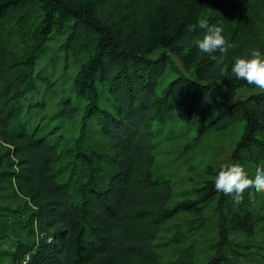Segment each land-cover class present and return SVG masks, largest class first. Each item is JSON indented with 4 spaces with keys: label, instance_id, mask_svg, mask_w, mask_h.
Wrapping results in <instances>:
<instances>
[{
    "label": "trees",
    "instance_id": "16d2710c",
    "mask_svg": "<svg viewBox=\"0 0 264 264\" xmlns=\"http://www.w3.org/2000/svg\"><path fill=\"white\" fill-rule=\"evenodd\" d=\"M178 2L0 0V264H199L193 228L202 220L175 224L166 242L175 256L167 260L156 239L177 214L195 213L211 201L218 240L206 264H231L242 255L243 245L230 240L229 230L253 235L264 210L250 200L236 207L215 189L225 165L196 189L195 200L171 206L170 181L157 169L158 125L176 121L195 122L198 137L244 122L226 165L237 164L248 180L249 166L264 168V95L228 102L213 93L208 79L227 78L196 46L205 32L198 7L191 10L193 24L155 38V21L170 20ZM121 8L133 13L131 22L116 19ZM217 8L207 19L222 26L232 45L217 59L223 56L230 66L228 58L253 48L262 53L256 23L264 19V0H218ZM63 32L62 58L77 70L61 120L22 119L38 55L53 33ZM177 41L183 44L176 51L181 68L165 51L156 57L146 51L153 42ZM68 121L76 122L75 136Z\"/></svg>",
    "mask_w": 264,
    "mask_h": 264
},
{
    "label": "rangeland",
    "instance_id": "374dc122",
    "mask_svg": "<svg viewBox=\"0 0 264 264\" xmlns=\"http://www.w3.org/2000/svg\"><path fill=\"white\" fill-rule=\"evenodd\" d=\"M178 6L173 12L170 20L160 19L155 21V31L160 36L169 37L177 27H185L194 23L191 10L198 7L197 18H207L218 8V0H178ZM221 1V0H220ZM220 10V9H219ZM218 10V11H219ZM262 11V10H260ZM116 19L126 24L133 20V13L129 9L121 8L116 11ZM261 15V14H260ZM257 40L262 45V56H264V19L258 18L256 23ZM230 34V31H228ZM65 37L63 33H53L46 46L40 52L37 59L36 83L32 91L25 94L23 98L22 119L26 117L32 122L43 118L51 124L60 122L59 109L64 99L71 97L72 80L77 70V64L68 60L64 63L61 54V45ZM185 45V44H184ZM183 44L179 41L169 45H159L153 42L146 51L152 57H156L162 51L168 54L172 64L181 68V63L176 51ZM184 46V51H186ZM238 55L228 58L227 62L233 63ZM172 70V69H171ZM170 74L173 75V71ZM46 78V80H44ZM208 79V84L213 93L222 100L232 102L238 98H244L252 93L243 90L244 82L235 78ZM36 104H40L37 108ZM28 105V107H26ZM32 105V107H29ZM43 120L40 119L39 123ZM72 136L76 135V122L70 125ZM162 136L159 137L157 146L156 165L158 171L166 177L172 187V196L168 206L179 202H188L197 197L196 189L206 180L213 177L215 170L226 165L231 160V151L236 141L242 134L244 122L231 123L223 131L208 130L198 137L197 124L195 122H168L159 124ZM255 169L248 167L249 180L254 177ZM102 172L98 180H102ZM250 200L256 209L264 210V191L248 190L241 196V203L235 205L245 206ZM216 201L201 206L195 213L182 212L167 222L161 229L157 239V250L161 253L163 260H167L175 253L172 252L170 242L175 235L176 223L184 225L185 222L203 221L199 228L194 226L195 252L193 259L199 264H206L215 254V244L218 240L217 214L215 211ZM229 237L232 242L240 243L242 255L237 256V261L231 264H264V221L258 220L253 235L248 236L244 229H230ZM10 247V244H7ZM228 257L236 258L232 251ZM6 264V263H3Z\"/></svg>",
    "mask_w": 264,
    "mask_h": 264
},
{
    "label": "clouds",
    "instance_id": "9594fccd",
    "mask_svg": "<svg viewBox=\"0 0 264 264\" xmlns=\"http://www.w3.org/2000/svg\"><path fill=\"white\" fill-rule=\"evenodd\" d=\"M198 24L205 32L201 39L196 40V46L201 52L209 54L217 64L222 65L219 74L243 81V90L248 93L264 95V56L260 49L253 48L249 54L235 59L230 66L224 64V57L217 59L216 53H227L232 45L224 36L222 26L210 24L207 18L199 19ZM215 189L233 205H239L241 196L246 191H264V168L257 167L253 179L249 181L237 164L225 165L215 176Z\"/></svg>",
    "mask_w": 264,
    "mask_h": 264
},
{
    "label": "built area",
    "instance_id": "2783aa9c",
    "mask_svg": "<svg viewBox=\"0 0 264 264\" xmlns=\"http://www.w3.org/2000/svg\"><path fill=\"white\" fill-rule=\"evenodd\" d=\"M27 258H28V256L26 255V256L24 257V259H22V263H25L26 260H27Z\"/></svg>",
    "mask_w": 264,
    "mask_h": 264
},
{
    "label": "crops",
    "instance_id": "0c3cea01",
    "mask_svg": "<svg viewBox=\"0 0 264 264\" xmlns=\"http://www.w3.org/2000/svg\"><path fill=\"white\" fill-rule=\"evenodd\" d=\"M7 244H8V243H7ZM7 244H6V245H7ZM6 245H4L3 247L5 248Z\"/></svg>",
    "mask_w": 264,
    "mask_h": 264
}]
</instances>
